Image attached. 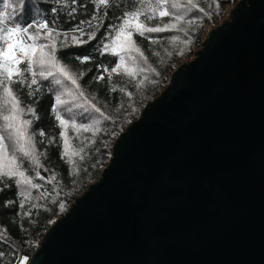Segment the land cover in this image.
I'll return each mask as SVG.
<instances>
[{"label":"water","instance_id":"water-1","mask_svg":"<svg viewBox=\"0 0 264 264\" xmlns=\"http://www.w3.org/2000/svg\"><path fill=\"white\" fill-rule=\"evenodd\" d=\"M201 38L27 264H264V0Z\"/></svg>","mask_w":264,"mask_h":264},{"label":"trees","instance_id":"trees-1","mask_svg":"<svg viewBox=\"0 0 264 264\" xmlns=\"http://www.w3.org/2000/svg\"><path fill=\"white\" fill-rule=\"evenodd\" d=\"M237 1L193 0L196 5L193 7L187 0H169L165 7L170 16L164 17L159 10L153 15L156 0H150V4L148 0H110L106 8L98 7L95 0H23V8L17 7L15 15L12 9H7L9 26L28 27L47 22L54 30L55 57L76 79L79 88L59 74L40 76V71L50 69L48 64L43 67L33 64L36 84H31L26 63L20 65L23 77L13 78L10 87L20 102L19 120L30 123L24 125L26 135L17 138L14 132L5 129L6 122L0 116V135L4 136L8 156L16 157L18 172L23 173L0 178V264H21L23 257L28 262L41 237L66 213L67 205L86 190L87 182L99 178L107 165L111 142L166 88L177 66L199 48L206 32L204 27L218 25L227 14L225 7ZM19 2L0 0V14L5 11V4ZM173 2L179 7L172 8ZM138 10L144 12L140 22L147 27L165 24L176 27L158 33L145 32L143 36L130 28L135 47L143 55L134 50L113 55L111 49L105 50L103 45L111 43L126 14ZM177 15L183 19L176 21ZM148 16L153 18L147 19ZM79 29L86 35L81 37ZM34 31L30 28V34ZM92 33L95 38L89 40L87 34ZM45 36L46 32H39L36 44L50 43ZM73 36L87 43H75ZM123 43L131 47L127 41ZM85 56L89 59L81 63ZM121 56L125 58V66L109 76ZM126 69H133V74L128 75ZM100 76L104 79H98ZM21 79L24 82L18 83ZM93 105L104 115L96 112ZM8 107L0 108V113L7 115ZM57 115L66 123L62 124ZM25 180L31 184L24 183Z\"/></svg>","mask_w":264,"mask_h":264},{"label":"snow or ice","instance_id":"snow-or-ice-1","mask_svg":"<svg viewBox=\"0 0 264 264\" xmlns=\"http://www.w3.org/2000/svg\"><path fill=\"white\" fill-rule=\"evenodd\" d=\"M110 0H95L97 6L107 7L109 5ZM150 4V0H148ZM169 0H156L155 6H152L153 15L159 10V15L161 17L170 16L168 9L165 7L168 5ZM187 3L195 7L193 4V0H187ZM23 8V0H20L18 5H14L13 3H7L4 5L5 11L0 14V87L3 88V97H0V108H3L7 105L8 114L3 115L2 119L6 122L4 127L6 130H11L14 132L17 138H22L26 135V131L24 129L25 124H29L30 121H20L19 114L21 109L19 108V100L13 93V89L10 85L14 82V77H23V71L20 68L22 63L27 64L26 71L31 73L32 80L31 84H36L37 80L35 79L37 72L33 69V64L39 63L41 67L45 64L50 65V69L45 71H40L39 75L47 78L48 76H55L57 74L64 76L66 79L70 80L72 84H75L77 88L79 85L73 76L67 71V69L59 63V61L55 57V36L54 30L50 29L47 22H38L34 25H29L28 27H21L18 24L9 26L10 14L7 9L13 10V15L16 14V8ZM172 8H177L179 5L175 2L171 5ZM201 12L204 9H200ZM144 15L143 11H135L126 14V17L123 20V23L115 29V36L112 38L111 43L103 45L105 50L111 49L113 55H119L120 51H136L140 52L141 55L143 53L140 51L138 47H135V41H133V32L129 31L130 28H135V32L140 36H143L145 32L153 33V32H163L167 31L170 28L176 27L175 24H165L163 27L155 26V27H147L143 22H140V17ZM153 16H148L147 19H152ZM176 21H181L183 17L177 15L174 17ZM189 24L193 23L192 21H188ZM30 28L36 30V34H30ZM46 32V36L44 37L46 40H50L51 42L48 44H36V40L38 39L39 32ZM81 37L86 35L83 29H79ZM55 35H59L56 33ZM67 36V34H64ZM89 40L95 38V33L87 34ZM31 41V43H29ZM73 41L75 43H87V41L77 38L73 36ZM124 41L128 42V45L131 47H126L124 45ZM46 49H51L50 51H46ZM37 53H39V60H37ZM89 57L85 56L81 59V63L86 62ZM125 66V58L123 56L120 57V63L116 65L115 68L111 69L109 72L108 69H104V71L109 72V76L112 73H119V70ZM128 75H132L133 69H126ZM98 79H104L103 76L98 77ZM18 83H23L24 80L21 79L17 81ZM59 83V81H57ZM83 95V93H80ZM57 103H60V98L57 97ZM95 108V106L93 105ZM95 111L100 113L101 116L104 115L103 112L99 108H95ZM34 114V112H33ZM57 119L61 120V123H66V121L62 120L59 115H57ZM83 127V126H82ZM43 135V133H40ZM23 151V149H21ZM28 153L25 152V155ZM7 161V163H5ZM15 175L23 176L22 172H18V164L17 159L13 155L11 157L8 156L7 145L4 142V136L0 135V178L3 177H13ZM24 183L31 184L30 180L23 181ZM35 187V185H32ZM2 190V189H0ZM63 208V205H61ZM27 257L21 258V264H26Z\"/></svg>","mask_w":264,"mask_h":264},{"label":"rangeland","instance_id":"rangeland-1","mask_svg":"<svg viewBox=\"0 0 264 264\" xmlns=\"http://www.w3.org/2000/svg\"><path fill=\"white\" fill-rule=\"evenodd\" d=\"M239 1H240V0H239ZM231 8H232V6H230V7H229V6H226V7H225V9H226L227 11L230 10ZM226 16H227V14H226ZM226 16L223 18V20L226 19ZM223 20H222V21H223ZM222 21H221V22H222ZM221 22H220V23H221ZM211 28H214V27H212V26H208V25L204 27V29H205L204 31H206V32H205V34L203 35V37H205L207 31L210 30ZM31 34L35 35V34H36V31L32 32ZM201 45H202V42L200 43V46H199V48H198L196 51H198V50L201 48ZM196 51H195V52H196ZM195 52H194V53H195ZM191 56H192V55H191ZM191 56H190L186 61H188V60L191 58ZM186 61H184V62H186ZM184 62H183V63H184ZM181 64H182V63H181ZM181 64H180V65H181ZM178 66H179V65H178ZM178 66H177V67H178ZM139 114H140V112H139ZM138 116H139V115H138ZM137 118H138V117H137ZM109 153H110V152H108L107 154L109 155ZM89 184H91V183H89ZM80 195H81V194H80ZM80 195H79V196H80Z\"/></svg>","mask_w":264,"mask_h":264}]
</instances>
